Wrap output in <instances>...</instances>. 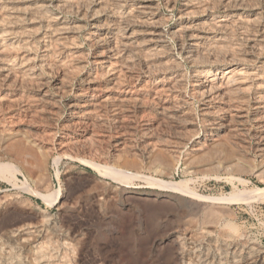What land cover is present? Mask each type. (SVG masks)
<instances>
[{
    "label": "rangeland",
    "instance_id": "374dc122",
    "mask_svg": "<svg viewBox=\"0 0 264 264\" xmlns=\"http://www.w3.org/2000/svg\"><path fill=\"white\" fill-rule=\"evenodd\" d=\"M2 1L0 3H3L5 7L9 8H5L0 4V13L7 12V14L2 13V16L5 15L7 17L6 20H10L8 22L9 25L8 23L5 24V20L0 23V28H2L0 30L5 31L0 34V50L3 49V52L1 51L0 54L6 55L5 57L0 56V61L4 62V64L0 62V65H4H1L3 69H0V223L3 221L0 224L1 227L3 225L4 227H8L11 223H16L15 225H28L30 223L39 224L41 225L40 228L48 230L49 236L51 237L47 243L49 246H46L47 244L45 245L44 243L40 246L41 249L43 248L41 251L46 253L45 261L47 264H51V262L52 264H171V262L172 264H180V262L183 263L184 261H187L186 263L188 264H217L215 262L216 260L223 264H228L231 259H235L236 264H245L247 253H253L252 255L258 258L264 256V150H260V145L262 144L260 142L263 141L264 143V120H262L264 119V88L261 87H264V77H262L264 76V51L262 52L264 47L261 49L264 46V37L261 35L264 34V28L261 29L264 26V22L262 23V19H264L262 18L264 17V0H253L254 2L247 0L248 3L245 2L246 0L244 1L245 3H242L240 0H234V3H231L233 0H199V2L198 0H195L197 2L193 0H188L189 2L187 0H65L66 3L64 2V4L66 6L62 4L64 0ZM36 1H38V4L44 2V4L41 3L44 9H42L40 4L37 5ZM104 1L106 2L105 4ZM200 1L205 4H207L206 2L210 4L199 8ZM17 2L22 3L21 6L24 7L23 9L25 11L19 9L22 7ZM30 2L31 4H29ZM257 2L258 4L256 5ZM35 3L36 8L33 6ZM107 4H110V6ZM189 4L192 5L189 6ZM29 5L30 8L33 6L32 8L36 10H32L31 8V13L28 9ZM75 5H78V7ZM140 5L144 6L145 10ZM13 6L18 7L19 10ZM105 6L110 8H106ZM66 7H71V9L68 8L69 10H67ZM75 7L76 10L74 9ZM87 7L89 8L88 10L86 9ZM111 7L114 8L112 9ZM12 8L14 10L16 9V13ZM38 9L39 11L42 9L41 11L45 14L38 12ZM130 10L135 13H130ZM94 11L97 12L94 13ZM117 11H119L118 14ZM138 11L142 12L143 15ZM98 12H101L99 14L103 16L101 17ZM227 12L228 14L226 15ZM10 13L15 14L14 19L16 20L18 19L20 21L22 19L23 23L18 20L19 23L16 20L12 22L13 15H10ZM24 13L26 17H23L25 18L21 16ZM50 13H52V16L48 15ZM91 13L93 16H90ZM8 14L10 15L9 19ZM216 14L218 16H215ZM55 15L56 18L54 19L53 16ZM221 15L222 17H220ZM254 15L256 18V15H259L258 19L262 21L258 22L259 20H256L253 17ZM16 16L19 18H16ZM43 16L44 18L47 17L45 18L46 20L43 19ZM40 17H42V20ZM94 17L97 19H93ZM138 17L139 19L143 17L146 22L148 20V24L141 23L144 20L142 18L140 21ZM245 17H248L249 20L245 19ZM116 18L119 19L118 22ZM150 18L155 21L152 23L156 26L150 23L152 21ZM124 19L126 20L124 21ZM254 20L255 22L252 24ZM103 21L104 23L107 21L105 23L106 26L102 23ZM114 21L118 25H115ZM136 21L140 23L138 22L137 24ZM233 21L235 23L232 24ZM46 22L47 25L49 23V27L46 26ZM192 22H196L194 23L196 26L194 24L192 26ZM109 23L111 24L109 25ZM41 24H44V27ZM53 24H61L60 29L63 28L62 26L64 24L67 27L64 26L65 28L59 30V26ZM184 24L186 25L184 26ZM210 24L211 28H209ZM223 25L227 26L223 27ZM247 25L248 28L246 27ZM256 25L259 26L255 27ZM23 26L29 29H24ZM142 26L143 28H141ZM243 26L247 29H244ZM17 27L21 30L14 33L13 30L16 31ZM72 27H75V29ZM113 27L114 29H112ZM116 27L119 32L116 30ZM119 27H121V30H123V27L125 32L123 30L120 34ZM144 27L146 30L151 29L152 32L151 30L146 32ZM231 27L233 28L231 29ZM30 28H35V32ZM51 28L53 32H51ZM67 28H70L69 32H67ZM238 28L239 30L240 28L242 29V33L238 32ZM171 29H175L176 31H171ZM191 30L192 32H190ZM195 30L198 35L195 34ZM231 31L234 32L231 34ZM49 32L52 34H49ZM130 32L132 33L130 34ZM116 34L118 37L121 36L117 38ZM214 34L216 36L218 35V37ZM46 36L48 37L47 41ZM54 36L58 38L56 37L55 39ZM98 36L99 39L101 37L103 40L100 39L102 40L100 41ZM231 36H234V38ZM242 36H245V38ZM42 37L46 39L42 41ZM62 37L63 39H61ZM152 37L155 38L152 40ZM220 37L222 38L220 39ZM255 37L258 38V41ZM65 38L67 39L65 40V42L67 41L66 43L70 42L68 45H65ZM110 38H113L112 41L114 42ZM9 39L11 43L8 42ZM59 39H61L64 45ZM104 39L109 40L105 41ZM118 39H121L119 43ZM15 40L17 42H14ZM122 40H126L128 43L125 42L123 45L121 44ZM140 40L143 43L139 42ZM202 40L203 43H206L200 46V44L202 45ZM210 40L214 41L212 42L215 46L212 45ZM4 41L6 42L4 43ZM130 41L132 42L130 43ZM137 42L140 44L138 45ZM49 43L51 45L46 46ZM133 43L135 46H133ZM116 44H120L119 48ZM130 44L133 45L131 46ZM161 44L163 46L160 50L159 47H161ZM220 44L222 47H226H223L224 51L223 48L221 49L222 51L219 50ZM28 45L30 46L27 47ZM194 45L199 49H195ZM9 46L11 47L10 49H8ZM127 46H129V49ZM228 46L235 47L230 49ZM258 46H261V50H258ZM133 47L134 49H132ZM203 47L204 49H202ZM100 48L101 50H104V48L107 49L108 58L106 57L107 51L103 53V50L102 52L99 51ZM145 48L149 49L151 53ZM200 48L203 50V53L200 51ZM234 48L238 49L233 50ZM120 49H123V52H120ZM115 50L116 52L118 51V55H116ZM156 50L160 52L157 53ZM162 50L164 53H161ZM144 51L146 53L148 51L150 57L147 55L145 59L146 54ZM192 51L193 53H191ZM234 51L236 53H233ZM207 52H209L207 56L211 57V59L204 56ZM195 53L198 56L196 58ZM201 53L204 58H202ZM242 53L244 55H240ZM157 54L160 55L158 56ZM111 55L114 56L112 57ZM142 55L144 56L142 57ZM213 55L218 56V59L216 57L213 60ZM238 55L239 57H247L244 59L243 57L238 58ZM220 56L221 58L223 56L222 60H220L221 58L219 59ZM124 58L126 59L123 62ZM20 59H23V62ZM103 59H106V62ZM108 59L113 63H110L111 61ZM6 61L9 63H6ZM53 62H58L59 64H53ZM10 63H14L13 66L15 65L16 67L10 66L12 65ZM23 63L25 66L22 65ZM123 63L125 64L124 66H119V64ZM260 65L263 67L261 68ZM11 67H13L12 70ZM21 67L23 70L20 69ZM226 67L230 70H226ZM47 68L48 70H46ZM238 69L243 71H241L242 73L240 75H244L245 78L249 74L251 77L249 75L248 77L250 79L252 78V80L248 77L246 79L241 77L238 74L240 72ZM20 70L29 72H25V74ZM106 70L107 72L108 70L111 72L107 73ZM215 70L217 73H221V71H227V73L223 72L215 76ZM247 70H250V72ZM6 71L8 73L10 72L11 75H8ZM12 71L16 73L14 74ZM235 71H238V73H234ZM260 72L262 75H260ZM231 73L235 78L231 76ZM21 74L24 76H20ZM234 74H238V76ZM226 75L228 78H231L234 84L231 83L232 89H230V85L228 86L230 88L226 87L228 91L231 90V93L228 92L227 94L224 89L222 91L225 93L221 91L216 93V96L215 92H208L209 88L203 86V81L206 78L211 79V81L213 80L212 82L214 84L220 82L225 84L228 81ZM91 76L94 78H91ZM194 76L196 77V83L199 80L201 82L199 81L195 84ZM211 76L213 77L211 78ZM214 77L215 79H213ZM225 79L227 80L226 82H224ZM234 80L236 81L234 82ZM247 82H251V84ZM109 83H112V86ZM244 84L247 85L245 86ZM253 86L257 87L255 88ZM244 87L245 89L248 88L247 91ZM203 88L206 89L203 90ZM232 90L238 91L235 92ZM219 93L223 95L220 97ZM242 94L244 96L246 95L245 99H243L244 96L242 97ZM113 97L116 98L114 99ZM87 98L92 99L94 102L90 108L93 113H82L80 110L82 101L85 102ZM258 98L259 101H255ZM224 99L227 101L225 100L224 102ZM209 100L211 101L208 103ZM242 102H246L244 103L246 106ZM176 103H178V106ZM229 103L235 104L234 106L230 104V106ZM119 104L123 105L120 106ZM169 104H173V109ZM236 104L238 107H236ZM220 105L223 108L228 107L229 110L227 109L226 111ZM259 105H262L259 107L260 109L257 107ZM175 106H177L176 109H174ZM169 108L172 110L170 111ZM238 114L243 115L240 116ZM234 116L235 119L232 118ZM256 118L259 119L256 120ZM209 119L210 121H208ZM229 119L232 121L230 122ZM236 119L237 121L238 119L242 121H238L239 125L242 126L238 125ZM258 122L262 124L259 126ZM222 123L226 125L224 126ZM191 134L193 135L190 138L189 136ZM194 139L199 142L195 146L192 143ZM259 150L262 151V154ZM154 179L170 182L185 181L186 185L192 191L208 198L223 197L234 192H246L249 194V197L246 200H220L214 202L208 199L206 201H198L191 194L179 193L177 191L172 192L171 190L158 187L152 183ZM49 226L51 227L49 228ZM227 240H230V245ZM252 245L256 249H253ZM53 246H55V251ZM50 247L51 250L53 249L52 251L49 250ZM197 247L199 248L196 249ZM232 249L234 250L233 252H231ZM257 249L258 251H256ZM49 251L54 255L53 257H51L52 255L50 256L51 252ZM47 253L49 254L48 256H46ZM54 253H58L59 255H55ZM231 254L234 255L232 256ZM222 255L223 257H221ZM193 257L196 259L193 260ZM222 258L224 259L223 262ZM19 260L23 263L21 257H19Z\"/></svg>",
    "mask_w": 264,
    "mask_h": 264
},
{
    "label": "bare ground",
    "instance_id": "6f19581e",
    "mask_svg": "<svg viewBox=\"0 0 264 264\" xmlns=\"http://www.w3.org/2000/svg\"><path fill=\"white\" fill-rule=\"evenodd\" d=\"M1 1H2V0H0V2H1ZM10 1H11V0H10ZM15 1H16V0H15ZM43 1H44V0H43ZM46 1H47V0H46ZM60 1H61V0H60ZM66 1H67V0H66ZM69 1H70V0H69ZM89 1H90V0H89ZM105 1H106V0H105ZM105 1H104V4L106 3ZM107 1H108V0H107ZM110 1H111V0H110ZM112 1H113V0H112ZM117 1H118V0H117ZM119 1H120V0H119ZM128 1H130V0H128ZM132 1H133V0H132ZM149 1H150V0H149ZM184 1H185V0H184ZM187 1H188V0H187ZM189 1H190V0H189ZM189 1H188V2H189ZM191 1H192V0H191ZM193 1H195V0H193ZM206 1H208V0H206ZM209 1H210V0H209ZM227 1H228V0H227ZM229 1H230V0H229ZM240 1H242V3H243L245 0H240ZM252 1H253V0H252ZM257 1H258V0H257ZM261 1H263V0H261ZM2 2H3V1H2ZM8 2H9V1H8ZM34 2H35V1H34ZM37 2H38V1H36V3H37ZM64 2H65V0L62 2V4H64ZM100 2H101V1H100ZM125 2H126V1H125ZM195 2H197V1H195ZM198 2H199V0H198ZM203 2H204V1H203ZM215 2H217V1H215ZM245 2H247V0H246ZM245 2H244V3H245ZM253 2H254V1H253ZM5 3H6V2H5ZM13 3H14V2H13ZM18 3H19V2H17V4H18ZM36 3L33 5L34 7H35ZM41 3L44 4V2H40V3H39L40 6H42ZM45 3H47V2H45ZM59 3H60V2H59ZM65 3H66V2H65ZM67 3H69V2H67ZM74 3H75V2H74ZM79 3H80V2H79ZM87 3H88V2H87ZM96 3H97V2H96ZM121 3H122V1H121ZM128 3H129V2H128ZM145 3H146V2H145ZM149 3H150V2H149ZM191 3H192V2H191ZM200 3H201V4L198 6L199 8H200V7L208 6V5L210 4V3L208 4V2H206L207 4H205V3H202L201 1H200ZM219 3H220V1H219ZM222 3H223V2H222ZM231 3H234V0H233V2H231ZM247 3H248V2H247ZM0 4H1V3H0ZM8 4H9V3H8ZM17 4H16V5H17ZM19 4H20V3H19ZM21 4H22V3H21ZM21 4H20L19 6L22 7V8H19V9L22 10L24 7L21 6ZM29 4H31V2H30ZM39 4L37 3V5H39ZM51 4H52V3H51ZM69 4H70V3H69ZM71 4H72V3H71ZM76 4H77V3H76ZM81 4H82V3H81ZM81 4H80V5H81ZM84 4H85V3H84ZM91 4H92V2H91ZM102 4H103V3H102ZM117 4H119V3L117 2ZM131 4H132V3H131ZM133 4H134V3H133ZM142 4H143V3H142ZM147 4H148V3H147ZM196 4H198V3H196ZM213 4H214V3H213ZM226 4H227V3H226ZM236 4H237V3H236ZM238 4H239V2H238ZM257 4H258V2L256 3V5H257ZM260 4H261V2H260ZM1 5H3V3H2ZM6 5H7V3H6ZM12 5H13V4H12ZM26 5H28V4H26ZM52 5H53V4H52ZM64 5L66 6V4H64ZM67 5H68V4H67ZM72 5H73V4H72ZM78 5H79V4H78ZM78 5H75V6L78 7ZM88 5H89V4H88ZM107 5L110 6V4H107ZM107 5H106V6H107ZM115 5H116V3H115ZM184 5H185V4H184ZM191 5H192V4H191ZM191 5L189 4V6H191ZM193 5L195 6V4H193ZM228 5L230 6L229 3H228ZM246 5H247V4H246ZM250 5H251V4H250ZM253 5H255V4H253ZM263 5H264V3H263ZM3 6H4V5H3ZM3 6H2V7H3ZM8 6H10V5H8ZM17 6H18V5H17ZM19 6H18V7H19ZM33 6H31V8H32ZM47 6H48V5H47ZM60 6H61V3H60ZM65 6H64V8H65ZM98 6H99V5H98ZM106 6H105V7H106ZM112 6H113V3H112ZM120 6H121V5H120ZM132 6H133V5H132ZM134 6H135V5H134ZM138 6H139V4H138ZM140 6H141V5H140ZM148 6H149V5H148ZM223 6H224V5H223ZM4 7H5V6H4ZM10 7H11V6H10ZM13 7L16 8V6H13ZM18 7H17L16 9H18ZM56 7H58V6L56 5ZM85 7H86V6H85ZM118 7H119V6H118ZM121 7H122V6H121ZM129 7H130V6H129ZM136 7H137V6H136ZM141 7L144 8V6H141ZM211 7H213V5H211ZM224 7H225V6H224ZM226 7H227V6H226ZM235 7H236V6H235ZM0 8H1V7H0ZM5 8H9V7H5ZM31 8H30V5H29L28 9L30 10ZM35 8H36V7H35ZM35 8H32V10L35 9ZM45 8H47V7L45 6ZM50 8H51V7H50ZM64 8H63V9H64ZM68 8L71 9V7H68ZM68 8L66 7L67 10H69ZM79 8H80V6H79ZM82 8H83V6H82ZM101 8H102V7H101ZM106 8H110V7H106ZM111 8H112V7H111ZM113 8H114V7H113ZM113 8H112V9H113ZM131 8H133V7H131ZM138 8H139V7H138ZM148 8H150V7H148ZM148 8H146V9H148ZM153 8H154V6H153ZM185 8H186V7H185ZM187 8H189V7H187ZM195 8H196V7H195ZM246 8H247V7H246ZM3 9H4V8H3ZM12 9H13V8H12ZM16 9H15V10H16ZM19 9H18V10H19ZM42 9H44V6H42ZM42 9H40V11H39V9H38L37 11H38V12H42V11H41ZM58 9H59V8H58ZM60 9H61V8H60ZM66 9H65V10H66ZM74 9L76 10V7H75ZM83 9L85 10V8H83ZM83 9H82V10H83ZM86 9L88 10L89 8L87 7ZM90 9H91V8H90ZM104 9H105V8H104ZM117 9H118V8H117ZM136 9H137V8H136ZM155 9H156V8H155ZM182 9H183V8H182ZM191 9H194V8H191ZM191 9H190V10H191ZM203 9H204V8H203ZM207 9H209V8H207ZM224 9H225V8H224ZM244 9H245V8H244ZM5 10H6V9H5ZM7 10H8V9H7ZM13 10H14V9H13ZM15 10H14V11H15ZM23 10L25 11V9H23ZM29 10H28V11H29ZM35 10H36V9H35ZM35 10H34V11H35ZM45 10H47V9H45ZM65 10H64V11H65ZM72 10H73V7H72ZM93 10H94V7H93ZM93 10H92V12H93ZM95 10H96V9H95ZM105 10H106V9H105ZM120 10H121V9H120ZM120 10H119V11H120ZM127 10H129V9L127 8ZM132 10H133V9H132ZM144 10H145V8H144ZM184 10H185V9H184ZM190 10H189V11H190ZM201 10H202V8H201ZM227 10H228V9H227ZM250 10H251V9H250ZM10 11H11V10H10ZM30 11H31V10H30ZM30 11H29V13H30ZM61 11H62V10H61ZM101 11H102V10H101ZM107 11H108V10H107ZM111 11H112V10H111ZM119 11H117V14H118ZM136 11H137V10H136ZM140 11H141V10H140ZM151 11H152V10H151ZM185 11H186V10H185ZM189 11H188V12H189ZM192 11H193V10H192ZM194 11H195V10H194ZM198 11H199V10H198ZM239 11H240V10H239ZM241 11H242V10H241ZM248 11H249V10H248ZM19 12H20V11H19ZM44 12H45V11H44ZM46 12H48V11H46ZM50 12H51V11H50ZM84 12H86V11H84ZM96 12H97V11H96ZM96 12L94 11V13H96ZM103 12H104V11H103ZM108 12H109V11H108ZM113 12H114V11H113ZM120 12H121V11H120ZM128 12H129V11H128ZM131 12H133V11L130 10V13H131ZM138 12H139V11H138ZM146 12H149V11H146ZM154 12H155V11H154ZM225 12H226V11H225ZM258 12H259V11H258ZM2 13H6V14H7V12H2ZM2 13H0V23H1L2 21L4 22V20H5V21H6L5 24H7V23L9 22V20H10L9 17H10V15H11L12 13H10V15L8 14V19H9V20H6L7 17H5L4 14H3L4 16H2ZM8 13H9V12H8ZM15 13H16V11H15ZM31 13H32V11H31ZM35 13H37V12H35ZM42 13H43V12H42ZM48 13H49V12H48ZM74 13H75V12H74ZM94 13H93V14H94ZM99 13H101V12H98V14H99ZM110 13H111V12H110ZM133 13H135V12H133ZM139 13H141V15H143L142 12H139ZM143 13H144V12H143ZM181 13H182V12H181ZM209 13H210V12H209ZM217 13H218V12H217ZM234 13H235V12H234ZM234 13H233V14H234ZM236 13H237V12H236ZM242 13H243V12H242ZM242 13H241V14H242ZM245 13H246V12H245ZM245 13H244V14H245ZM248 13H249V12H248ZM255 13H256V11H255ZM255 13H254V14H255ZM43 14H45V13H43ZM46 14H47V13H46ZM51 14H52V13H50V14H48V15L52 16ZM106 14H107V13H106ZM136 14H138V13L136 12ZM147 14H148V13H147ZM186 14H187V13H186ZM191 14H192V13H191ZM214 14H215V13H214ZM223 14H225V13H223ZM227 14H228V12L226 13V15H227ZM233 14H231V15H233ZM12 15H13V14H12ZM14 15H15V14H14ZM14 15H13V20H12V22H13L14 20H16V19H14V18H15ZM16 15H18V14H16ZM20 15H21V14H20ZM56 15H58V14H56ZM56 15L53 16L54 19L56 18ZM95 15H96V14H95ZM99 15H100V14H99ZM111 15H112V13H111ZM126 15H127V14H126ZM132 15H133V14H132ZM148 15H149V14H148ZM206 15H207V14H206ZM210 15H211V14H210ZM250 15H251V14H250ZM263 15H264V14H263ZM21 16H22V17H23V16L26 17L25 13H24L23 15H21ZM36 16H37V14H36ZM36 16H35V17H36ZM90 16H93L92 13H91ZM97 16H98V15H97ZM100 16H101V15H100ZM102 16H103V15H102ZM102 16H101V17H102ZM114 16H115V14H114ZM116 16H118V15H116ZM121 16H122V15H121ZM127 16L129 17V15H127ZM144 16H145V15H144ZM149 16H150V15H149ZM149 16H148V17H149ZM157 16H158V15H157ZM187 16H188V14H187ZM215 16H218V14H216ZM224 16H225V15H224ZM229 16H230V15H229ZM237 16H238V14H237ZM256 16H257V18L255 17V15H254L253 17L256 18V20H259V19H258V18H259V17H258L259 15H256ZM17 17H18V16H16V18H17ZM22 17H20V18H22ZM25 17H23V18H25ZM30 17H31V15H30ZM32 17H33V15H32ZM37 17H38V16H37ZM61 17H62V16H61ZM118 17H119V16H118ZM124 17H125V14H124ZM124 17H123V18H124ZM146 17H147V16H146ZM146 17H145V19H146ZM151 17H152V15H151ZM220 17H222V15H221ZM231 17H232V16H231ZM253 17L251 16V18H253ZM18 18H19V17H18ZM28 18H29V15H28ZM38 18H39V17H38ZM41 18H42V17H40V19H41ZM45 18H47V17H45ZM45 18H44V16H43V19H45ZM62 18H63V17H62ZM95 18H96V17H94L93 19H95ZM103 18H104V17H103ZM120 18H122V17H120ZM142 18H143V17H142ZM142 18L139 19V17H138V20L141 21ZM225 18H227V17H225ZM233 18H234V17H233ZM237 18H241V17H237ZM260 18H261V14H260ZM262 18H264V17H262ZM11 19H12V18H11ZM31 19H32V18H31ZM31 19H30V20H31ZM33 19H35V18H33ZM49 19H50V18H49ZM52 19H53V18H52ZM93 19H92V20H93ZM96 19H97V18H96ZM113 19H114V18H113ZM113 19H112V20H113ZM150 19H152V18H150ZM208 19H211V18H208ZM208 19H207V22H208ZM217 19H218V18H217ZM217 19H216V20H217ZM245 19H248V17H245ZM17 20H18V19H17ZM17 20H16V22L19 21V20H18V21H17ZM23 20H26V19H23ZM41 20H42V19H41ZM45 20H46V19H45ZM60 20H61V19H60ZM98 20H99V18H98ZM116 20H117V22H118L119 19L116 18ZM116 20H115V21H116ZM122 20H123V19H122ZM125 20H126V19H124V21H125ZM134 20H135V19H134ZM143 20H144V18H143ZM193 20H194V19H193ZM220 20H221V19H220ZM224 20H225V19H224ZM229 20H230V19H229ZM237 20H238V19H237ZM240 20H242V19H240ZM243 20H244V19H243ZM248 20H249V19H248ZM250 20H251V19H250ZM262 20H263V21H262ZM262 20H259L258 22L262 21V23H263V22H264V19H262ZM20 21L22 22V19H21ZM20 21H19V22H20ZM27 21H28V20H27ZM115 21H114L115 25H118V24H116ZM128 21H129V20H128ZM149 21H150V20H149ZM153 21H154V20L152 19V21H150V23H152ZM157 21H158V19H157ZM201 21H202V20H201ZM205 21H206V20H205ZM210 21H211V20H210ZM212 21H213V19H212ZM217 21H218V20H217ZM234 21H235V20H234ZM234 21L232 22V24L235 23ZM245 21H246V20H245ZM251 21H252V20H251ZM16 22H14V23H16ZM19 22H18V23H19ZM24 22H25V21H24ZM30 22H31V21H30ZM48 22H49V21H48ZM55 22H56V21H55ZM60 22L62 23V21H60ZM63 22H64V21H63ZM96 22H98V21H96ZM96 22H95V23H96ZM106 22H107V21H106ZM106 22H105V23H106ZM110 22H111V19H110ZM112 22H113V21H112ZM120 22H121V19H120ZM136 22H137V24H138L139 21H136ZM143 22H144V23H147L148 20H147V22L144 20V21H142L141 23H143ZM154 22H155V21H154ZM220 22H221V21H220ZM223 22H224V21H223ZM228 22H229V21H228ZM236 22H237V21H236ZM238 22H239V21H238ZM241 22H242V21H241ZM254 22H255V20L252 22V24H253ZM256 22H257V21H256ZM22 23H23V22H22ZM44 23H45V21H44ZM49 23H50V22H49ZM49 23H48V25H49ZM64 23H65V22H64ZM95 23H94V25H95ZM98 23H99V22H98ZM102 23L104 24V26H106L105 23H104V21H103ZM139 23H140V22H139ZM189 23H190V22H189ZM194 23H196V22H194ZM194 23L192 22V26H193ZM225 23H226V22H225ZM262 23H260V24H262ZM3 24H4V23H3ZM12 24H13V23H12ZM67 24H68V23H67ZM96 24H97V23H96ZM110 24H111V23H109V25H110ZM123 24H125V22H123ZM128 24H129V22H128ZM133 24H134V23H133ZM135 24H136V23H135ZM137 24H136V25H137ZM147 24H148V23H147ZM152 24H154V23H152ZM178 24H179V23H178ZM204 24H206V23H204ZM211 24L214 25L213 23H211ZM211 24H210V26L208 25L209 28H211ZM217 24H218V22H217ZM230 24H231V23H230ZM230 24H229V25H230ZM244 24H245V23H244ZM250 24H251V23H250ZM8 25H9V23H8ZM10 25H11V23H10ZM18 25H19V24H18ZM41 25H42V24H41ZM48 25H47V22H46V26H48ZM53 25L59 26V27H58L59 30H61V29L65 28V27H67V25L64 24V25L62 26L63 28L60 29V25H61V24H60V25H59V24H58V25H57V24H53ZM71 25H72V24H71ZM71 25H70V27H71ZM94 25H93V26H94ZM115 25L113 24V26H115ZM139 25H141V24H139ZM154 25H155V24H154ZM181 25H182V24H181ZM185 25H186V24H184V26H185ZM194 25H195V24H194ZM199 25H201V24H199ZM218 25H219V24H218ZM229 25H228V26H229ZM263 25H264V24H263ZM0 26H1V25H0ZM2 26H3V25H2ZM21 26H22V25H21ZM24 26H25V24H24ZM24 26H23V28H24ZM39 26H40V25H39ZM42 26L44 27V24H43ZM42 26H41V27H42ZM50 26L53 28L52 25H50ZM64 26H65V27H64ZM68 26H69V25H68ZM75 26H76V25H75ZM111 26H112V25H111ZM121 26H122V25H121ZM132 26H133V25H132ZM152 26H153V25H152ZM155 26H156V25H155ZM184 26H183V27H184ZM189 26H190V25H189ZM195 26H196V25H195ZM201 26H202V25H201ZM203 26H204V25H203ZM208 26H207V28H208ZM225 26H227V25H225ZM225 26L223 25V27H225ZM230 26H231V25H230ZM252 26H254V25H252ZM258 26H259V25H258ZM258 26L256 25L255 27H258ZM4 27H5V26H4ZM25 27H27V26H25ZM48 27H49V26H48ZM95 27H96V26H95ZM95 27H94V28H95ZM125 27H126V26H125ZM146 27H147V25H146ZM179 27H180V26H179ZM179 27H178V28H179ZM183 27H181V28H183ZM197 27H198V24H197ZM205 27H206V26H205ZM205 27H204V28H205ZM220 27H221V26H220ZM243 27H244V26H243ZM246 27L248 28V25H247ZM246 27H244V29H247ZM255 27H254V28H255ZM9 28H10V26H9ZM9 28H8V29H9ZM19 28H20V27H19ZM35 28H36V27H35ZM35 28H34V29L32 28L34 32H35ZM52 28H51V32H53ZM72 28L75 29V27H72ZM102 28H103V27H102ZM116 28H117V27H116ZM116 28H115V29H116ZM119 28H120V34H121V31H123L124 28L122 27L123 30H121V27H119ZM141 28H143V26H142ZM144 28H145V27H144ZM149 28H150V27H149ZM178 28H177V30H179ZM184 28H185V27H184ZM189 28H190V27H189ZM202 28H203V27H202ZM207 28H205V29H207ZM212 28H213V26H212ZM215 28H216V27H215ZM218 28H219V27H218ZM232 28H233V27H231V29H232ZM249 28H250V26H249ZM263 28H264V26H263L261 29H263ZM0 29H2V28H0ZM13 29H14V28H13ZM16 29H17L16 31L13 30L14 33L17 32V31L19 30L18 27H17ZM24 29H29V28H24ZM30 29H31V28H30ZM32 29H31V30H32ZM36 29H37V28H36ZM55 29L58 30L57 28H55ZM69 29H70V28H69ZM69 29L67 28V30H68L67 32H69ZM112 29H114V27H113ZM130 29H131V28H130ZM190 29H192V28H190ZM190 29H189V30H190ZM195 29H196V28H195ZM224 29H225V28H224ZM231 29H230V30H231ZM235 29H236V28H235ZM244 29H243V30H244ZM255 29H256V28H255ZM20 30H21V29H20ZM20 30H19V31H20ZM22 30H23V29H22ZM31 30H28V31H31ZM44 30H45V29H44ZM47 30H49V29H47ZM94 30H96V29H94ZM103 30H105V29H103ZM116 30H118V28H117ZM131 30H132V29H131ZM134 30H135V29H134ZM139 30L141 31V29H139ZM150 30H151V29H150ZM150 30H149V29L146 30V28H145V31H146V32H147V31H150ZM173 30H175V29H173ZM173 30L171 29V31H173ZM219 30H220V29H219ZM221 30H223V29H221ZM230 30H229V32H230ZM238 30H239V28H238ZM238 30H237V31H238ZM248 30H250V29H248ZM258 30H259V29H258ZM263 30H264V29H263ZM0 31H1V30H0ZM36 31H37V30H36ZM39 31H40V30H39ZM63 31H64V30H63ZM63 31H62V32H63ZM107 31H108V30H107ZM114 31H115V30H114ZM132 31H133V30H132ZM137 31H138V29H137ZM142 31H144V30H142ZM175 31H176V30H175ZM182 31H183V30H182ZM193 31H194V29H193ZM210 31H211V30H210ZM214 31H216V30L214 29ZM241 31H242V29L240 28V30H239L238 32H241ZM244 31H245V30H244ZM254 31H255V30H254ZM256 31H257V30H256ZM4 32H5V31L2 30L0 34H2V33H4ZM6 32H7V31H6ZM21 32H22V31H21ZM21 32H20V33H21ZM23 32H25V31H23ZM51 32H49V34H52ZM56 32H57V31H56ZM59 32H60V31H59ZM74 32H75V31H74ZM93 32H94V31H93ZM96 32H97V30H96ZM100 32H101V31H100ZM103 32H104V31H103ZM116 32H117V31H116ZM118 32H119V30H118ZM124 32H125V30H124ZM133 32H134V31H133ZM135 32H136V31H135ZM151 32H152V30H151ZM161 32H162V31H161ZM180 32H181V30H180ZM180 32H179V33H180ZM190 32H192V30H191ZM195 32H196V30H195ZM207 32H208V31H207ZM229 32H228V33H229ZM232 32H234V31H231V34H232ZM246 32H248V31H246ZM249 32H250V31H249ZM7 33H8V32H7ZM9 33H11V32H9ZM25 33H26V32H25ZM31 33H32V32H31ZM70 33H71V31H70ZM105 33H106V32H105ZM122 33H123V32H122ZM128 33H129V32H128ZM131 33H132V32H130V34H131ZM138 33H139V32H138ZM138 33H137V34H138ZM140 33H141V32H140ZM142 33H143V32H142ZM156 33H157V32H156ZM211 33H212V32H211ZM223 33H224V32H223ZM241 33H242V32H241ZM243 33H244V32H243ZM251 33H253V32H251ZM17 34H18V33H17ZM22 34H23V33H22ZM29 34H30V33H29ZM42 34H43V33H42ZM59 34H61V33H59ZM59 34H58V35H59ZM68 34H69V33H68ZM113 34H114V33H113ZM177 34H178V33H177ZM181 34H182V32H181ZM181 34H180V35H181ZM189 34H190V33H189ZM191 34H192V33H191ZM195 34L198 35L197 32H196ZM195 34H194V35H195ZM244 34H245V33H244ZM5 35H6V33H5ZM33 35H34V34H33ZM43 35H44V34H43ZM43 35H42V36H43ZM46 35H47V34H46ZM58 35H57V36H58ZM63 35H64V34H63ZM94 35H95V34H94ZM97 35H98V34H97ZM102 35H103V34H102ZM123 35H124V33H123ZM127 35H128V34H127ZM132 35H133V34H132ZM132 35H130V36H132ZM183 35H184V34H183ZM197 35H196V36H197ZM199 35H200V34H199ZM212 35H213V34H212ZM214 35H215V34H214ZM219 35H220V34H219ZM226 35H227V34H226ZM240 35H241V34H240ZM253 35H254V34H253ZM261 35H263V37H264V34H261ZM7 36H9V35H7ZM13 36H14V35H13ZM57 36H54L55 39H56ZM59 36H60V35H59ZM95 36H96V35H95ZM107 36H108V35H107ZM110 36H112V35H110ZM113 36H114V35H113ZM120 36H121V35H120ZM120 36H119V37H120ZM124 36H125V35H124ZM134 36H135V34H134ZM138 36L140 37V35H138ZM158 36H159V34H158ZM178 36H179V35H178ZM187 36H188V35H187ZM187 36H186V37H187ZM201 36H202V35H201ZM204 36H205V34H204ZM215 36H216V35H215ZM4 37H5V36H4ZM16 37H17V36H16ZM24 37H25V36H24ZM37 37H38V36H37ZM40 37H41V36H40ZM40 37H39V38H40ZM46 37H47V36H46ZM51 37H52V36H51ZM66 37H67V35H66ZM116 37L119 38V37L117 36V34H116ZM142 37H143V36H142ZM145 37H146V36H145ZM159 37H161V36H159ZM159 37H158V38H159ZM190 37H191V36H190ZM199 37H200V36H199ZM205 37H206V36H205ZM216 37H218V35H217ZM216 37H215V38H216ZM226 37H228V36H226ZM231 37L234 38V36H231ZM242 37H243V36H242ZM247 37L249 38V36H247ZM247 37H246V38H247ZM257 37H260V36H257ZM11 38H12V37H11ZM14 38H15V36H14ZM25 38H26V37H25ZM28 38H29V37H28ZM57 38H58V37H57ZM94 38H95V37H94ZM121 38H122V37H121ZM124 38H125V37H124ZM134 38L136 39V37H134ZM149 38H150V37H149ZM153 38H155V37H152V40H153ZM191 38H192V37H191ZM193 38H195V37H193ZM196 38H197V37H196ZM211 38H212V37H211ZM215 38H214V40H216ZM221 38H222V37H220V39H221ZM232 38H231V39H232ZM240 38H241V37H240ZM243 38H245V36H244ZM22 39H24V38H22ZM22 39H21V40H22ZM26 39H27V38H26ZM41 39H42V41H43V39H46V38H43V37H42ZM61 39H63V37H62ZM61 39H59V40L61 41ZM68 39H69V38H68ZM98 39H99V36H98ZM100 39H102V38L100 37ZM100 39H99V40H100ZM110 39H111V41H112L113 38H110ZM115 39H116V38H115ZM130 39H131V38H130ZM142 39H144V38H142ZM150 39H151V38H150ZM182 39H183V38H182ZM197 39H198V38H197ZM199 39H200V38H199ZM204 39H205V38H204ZM217 39H218V38H217ZM226 39H227V38H226ZM226 39H225V41H227ZM255 39H257V41H258V38L255 37ZM260 39H261V38H260ZM260 39H259V40H260ZM13 40H14V39H13ZM47 40H48V37H47L46 41H47ZM50 40H51V39H50ZM65 40H67V39L65 38V39H64V42H65ZM94 40L96 41V39H94ZM102 40H103V39H102ZM102 40H100V41H102ZM104 40H105V39H104ZM107 40H109V39H107ZM107 40H105V41H107ZM119 40H121V39H118V43H119ZM138 40H139V39H138ZM138 40H137V41H138ZM147 40H148V38H147ZM147 40H146V41H147ZM154 40H155V39H154ZM176 40H177V39H176ZM205 40H206V39H205ZM228 40L230 41V39H228ZM232 40H233V39H232ZM232 40H231V41H232ZM242 40H243V39H242ZM2 41H3V40H2ZM11 41H12V40H11ZM19 41H20V39H19ZM57 41H58V40H57ZM60 41H59V42H60ZM69 41H70V40H69ZM123 41H124V40H122L121 44L124 45V43L126 42V40H125L124 42H123ZM127 41H128V40H127ZM132 41H133V40H132ZM132 41H130V43H131ZM199 41H201V40H199ZM210 41H211V40H210ZM210 41H209V42H210ZM212 41H213V40H212ZM212 41H211V42H212ZM218 41H219V40H218ZM222 41H223V40H222ZM235 41H236V40H235ZM5 42H6V41H4V43H5ZM8 42H10V39L8 40ZM14 42H17V41L15 40ZM23 42H24V40H23ZM27 42H28V40H27ZM38 42H39V41H38ZM50 42H51V41H50ZM59 42H58V43H59ZM61 42H62V41H61ZM61 42H60V44H61ZM66 42H67V41H66ZM66 42H65V45H66V44L68 45V43H70V42H68V43H66ZM112 42H114V41H112ZM139 42H142V41L140 40ZM152 42H153V41H152ZM164 42H165V41H164ZM180 42H181V41H180ZM196 42H197V41H196ZM213 42H214V41H213ZM213 42H212V45H213ZM216 42H217V41H216ZM223 42H224V41H223ZM10 43H11V42H10ZM10 43H9V44H10ZM18 43H20V42H18ZM29 43H30V42H29ZM29 43H28V44H29ZM44 43H45V40H44ZM47 43H48V42H47ZM51 43H52V42H51ZM51 43L46 44V46H47V45H48V46L51 45ZM58 43H56V45H58ZM99 43H100V42H99ZM126 43H128V42H126ZM135 43H136V42H135ZM137 43H138V42H137ZM142 43H143V42H142ZM142 43H141V44H142ZM144 43H145V42H144ZM146 43H147V42H146ZM153 43H154V42H153ZM153 43H152V44H153ZM181 43H182V42H181ZM189 43H190V42H189ZM193 43H194V41H193ZM193 43H192V44H193ZM197 43H198V42H197ZM205 43H206V42L203 43V40H202V45L200 44V46H203V44H205ZM207 43H208V42H207ZM218 43H219V42H218ZM231 43H232V42H231ZM231 43H230V44H231ZM233 43H234V41H233ZM233 43H232V44H233ZM237 43H238V42H237ZM259 43H260V42H259ZM2 44H3V43H2ZM2 44H1V45H2ZM6 44H7V43H6ZM6 44H5V45H6ZM21 44H22V43H21ZM21 44H20V45H21ZM53 44H55V43H53ZM53 44H52V46H53ZM62 44H63V42H62ZM73 44H75V43L73 42ZM112 44H113V43H112ZM133 44H134V43H133ZM133 44H130V45L132 46ZM139 44H140V43H138V45H139ZM155 44H156V43H155ZM155 44H154V45H155ZM215 44H216V43H215ZM232 44H231V46H232ZM261 44H262V43H261ZM261 44H259V45H261ZM5 45H4V46H5ZM17 45H18V44H17ZM32 45H33V44H32ZM44 45H45V44H44ZM63 45H64V44H63ZM103 45H104V43H103ZM105 45H106V44H105ZM107 45H108V43H107ZM109 45H110V44H109ZM116 45H117V47L119 48V45H120V44H119V45L116 44ZM126 45H127V44H126ZM136 45H137V44H136ZM148 45H149V44H148ZM183 45H184V44H183ZM195 45H196V44H195ZM195 45H194V46H195ZM208 45H209V43H208ZM225 45L227 46V44H225ZM228 45H229V44H228ZM235 45H237V44H235ZM256 45H257V44H256ZM2 46H3V45H2ZM6 46H7V45H6ZM29 46H30V45H28L27 47H29ZM58 46H59V45H58ZM110 46H111V45H110ZM113 46H114V45H113ZM113 46H112V48L114 49ZM131 46H130V47H131ZM133 46H135V44H134ZM140 46H141V45H140ZM144 46H145V44H144ZM150 46L152 47V45H150ZM157 46H158V45H157ZM162 46H163L162 44H161V47L158 46V47L160 48V50H161ZM200 46H199V47H200ZM205 46H206V45H205ZM213 46H215V45H213ZM219 46H220V48H219ZM219 46L217 45V47L219 48V50H221V49L224 47V46L222 47L221 44H220ZM231 46H230V47L228 46V48L231 49V48L235 47V46H233V47H231ZM254 46H255V45H254ZM7 47H8V46H7ZM117 47H116V48H117ZM125 47H126V46H125ZM128 47H129V46H127V48H128ZM138 47H139V46H138ZM151 47H150V48H151ZM153 47H154V46H153ZM155 47H156V45H155ZM181 47H182V46H181ZM185 47H186V46H185ZM191 47H192V46H191ZM209 47H210V46H209ZM211 47H212V46H211ZM237 47H238V46H237ZM239 47H241V46L239 45ZM239 47H238V48H239ZM258 47H259L258 50H261L264 46H262V47H261V46H258ZM260 47H261V49H260ZM0 48H1V46H0ZM10 48H11V47L9 46L8 49H10ZM22 48H24V47H22ZM107 48H108V47H107ZM110 48H111V47H110ZM112 48H111V49H112ZM123 48H124V47H123ZM140 48H141V47H140ZM143 48H144V47H143ZM163 48H164V47H163ZM188 48H189V47H188ZM194 48L197 49L198 47L196 48V46H195ZM224 48H226V47H224ZM224 48H223V51H224ZM238 48H237V49H238ZM252 48H253V47H252ZM256 48H257V47H256ZM8 49H7V50H8ZM18 49H19V48H18ZM20 49H21V48H20ZM105 49H106V48H104V50L102 49V50H103V53H104V51H107V49H106V50H105ZM128 49H129V48H128ZM132 49H134V47H133ZM145 49H147V48H145ZM153 49H154V48H153ZM191 49H192V48H191ZM198 49H199V48H198ZM200 49H201V48H200ZM202 49H204V47H203ZM202 49H201L200 51L203 53V50H202ZM210 49H212V48H210ZM210 49H209V50H210ZM213 49L215 50V48H213ZM230 49H229V50H230ZM235 49H236V48H234L233 50H235ZM237 49H236V50H237ZM239 49H240V48H239ZM11 50H12V49H11ZM23 50H24V49H23ZM51 50H53V49H51ZM102 50H101V48L99 49V51H101V52H102ZM120 50H121V49H120ZM120 50H119V51H120ZM122 50H123V49H122ZM122 50H121L120 52H123ZM135 50H136V49H135ZM143 50H144V49H143ZM147 50L150 52L149 49H147ZM151 50H152V49H151ZM157 50H158V48H157ZM157 50H156V51H157ZM163 50L165 51V49H163ZM163 50L161 51V53L163 52ZM184 50H185V49H184ZM186 50H187V49H186ZM189 50H190V49H189ZM209 50H208V51H209ZM225 50H226V49H225ZM229 50H228V51H229ZM233 50H232V51H233ZM1 51L3 52V49H1L0 52H1ZM14 51H15V50H14ZM99 51H98V52H99ZM141 51H142V50H141ZM148 51H147V53L144 51L145 54H146L145 59L147 58ZM180 51H181V50H180ZM204 51H205V50H204ZM217 51H218V50H217ZM217 51H215V52H217ZM221 51H222V50H221ZM263 51H264V49H262V52H263ZM8 52H9V51H8ZM20 52H21V51H20ZM115 52H116V50H115ZM117 52H118V51H117ZM117 52H116V53H117ZM130 52H131V49H130ZM133 52H134V51H133ZM139 52H140V51H139ZM144 52H143V53H144ZM154 52H155V50H154ZM154 52H153V54H154ZM159 52H160V51H159ZM159 52L157 51V53H159ZM182 52H183V50H182ZM213 52H214V51H213ZM213 52H212V54H213ZM218 52H219V51H218ZM218 52H217V53H218ZM95 53H96V52H95ZM111 53H112V52H111ZM116 53H115V54H116ZM150 53H151V52H150ZM150 53H149V54H150ZM161 53H160V54H161ZM163 53H164V52H163ZM183 53H184V52H183ZM191 53H193V51H192ZM202 53H201V56L203 55ZM208 53H209V52H207L206 55H204V56H206L207 58L209 57V56H207ZM210 53H211V52H210ZM223 53L225 54V52H223ZM233 53H236V51H234ZM233 53H232V55H233ZM240 53H241V52H240ZM248 53H249V52H248ZM256 53H257V52H256ZM51 54H52V53H51ZM73 54H74V53H73ZM96 54H97V53H96ZM101 54H102V53H101ZM106 54H107L106 57L108 58V57H109V55H108V51H107ZM115 54H114V55H115ZM118 54H119V53H117L116 55H118ZM131 54H132V53H131ZM136 54H137V53H136ZM155 54H156V53H155ZM160 54H159V55H160ZM224 54H222V55H224ZM229 54H230V53H229ZM237 54H238V53H237ZM252 54H253V53H252ZM1 55L4 56V54H2V53L0 54V56H1ZM8 55H9V54H8ZM98 55H99V53H98ZM114 55H113V56H114ZM120 55H123V54H120ZM157 55H158V54H157ZM159 55H158V56H159ZM162 55H163V54H162ZM183 55H184V54H183ZM185 55H186V54H185ZM187 55H188V53H187ZM187 55H186V56H187ZM192 55H193V54H192ZM196 55H197V53H195V58L198 57V56H196ZM208 55H209V54H208ZM215 55H217V54H215ZM215 55H213V57H212L213 60H214V58H216V57H217V59H218V56H215ZM218 55H219V54H218ZM240 55H244V54L242 53V54H240ZM2 56H1V57H2ZM5 56H6V55H5ZM5 56H4V57H5ZM27 56H28V55H27ZM30 56H31V55H30ZM72 56H73V55H72ZM111 56H112V55H111ZM113 56H112V57H113ZM127 56H128V55H127ZM143 56H144V55H142V57H143ZM148 56L150 57V55H148ZM166 56H167V55H166ZM186 56H185V57H186ZM204 56H202V58H204ZM211 56H212V55H211ZM18 57H19V56H18ZM23 57H24V56H23ZM74 57H75V56H74ZM97 57H98V56H97ZM106 57H103V58H106ZM152 57H153V56H152V54H151V58H152ZM155 57H156V55H155ZM192 57H194V56H192ZM242 57H243V56H242ZM242 57H241V56L239 57V55H238V58H242ZM245 57H247V56H245ZM245 57H243V59H244ZM115 58H116V57H115ZM151 58H150V59H151ZM209 58L211 59V57H209ZM220 58H221V56L219 57V59H220ZM222 58H223V56H222ZM222 58H221L220 60H222ZM226 58H227V57H226ZM233 58H234V57H233ZM248 58H249V56H248ZM2 59H3V58H2ZM12 59L14 60L13 57H12ZM12 59H11V60H12ZM70 59H71V58H70ZM97 59H98V58H97ZM97 59H94V60H97ZM100 59H101V58H100ZM100 59H99V60H100ZM125 59H126V58L123 59V62H124ZM142 59H144V58H142ZM148 59H149V58H148ZM188 59H189V58H188ZM200 59H201V57H200ZM205 59H206V58H205ZM224 59H225V58H224ZM227 59H229V58H227ZM227 59H225V60H227ZM243 59H242V60H243ZM251 59H252V58H251ZM4 60H5V59H4ZM20 60L23 62V59H20ZM48 60H49V59H48ZM99 60H98V61H99ZM103 60H105V62H106V59H103ZM108 60H110V59H108ZM152 60H153V58H152ZM192 60H193V58H192ZM231 60H232V59H231ZM233 60H234V59H233ZM236 60H237V59H236ZM245 60H246V59H245ZM17 61H18V60H17ZM25 61H27V60H25ZM25 61H24V62H25ZM41 61H42V60H41ZM51 61H52V60H51ZM77 61H78V60H77ZM110 61H111V60H110ZM114 61H115V60H114ZM144 61H145V60H144ZM144 61H143V62H144ZM147 61H148V60H147ZM149 61H150V60H149ZM203 61H204V60H203ZM208 61H209V59H208ZM249 61H250V60H249ZM253 61H254V59H253ZM0 62H2V63L4 64L3 61H0ZM7 62H8V61H6V63H7ZM12 62H15V61H12ZM95 62H96V61H95ZM126 62H127V61H126ZM223 62H224V61H223ZM236 62H238V61H236ZM243 62L245 63V61H243ZM243 62H242V63H243ZM8 63H9V62H8ZM28 63H29V62H28ZM42 63H43V62H42ZM56 63H58V62H55V63L53 62V64H56ZM60 63H61V62H60ZM110 63H113V62L111 61ZM110 63H109V64H110ZM114 63H115V62H114ZM218 63H219V62H218ZM233 63H235V62H233ZM10 64H12V65H10V66H13L14 63H10ZM18 64H19V63H18ZM26 64H27V63H26ZM44 64H45V63H44ZM48 64L50 65V63H48ZM58 64H59V63H58ZM68 64H69V63H68ZM127 64H128V62H127ZM144 64H145V63H144ZM151 64H152V63H151ZM260 64H261V63H260ZM262 64H263V63H262ZM1 65H2V64H1ZM1 65H0V67L4 66V65H2V66H1ZM19 65H20V64H19ZM19 65H17V66H19ZM22 65H24V63H23ZM99 65H100V64H99ZM104 65H105V64H104ZM110 65H112V64H110ZM113 65H114V64H113ZM120 65H121V66H122V65L124 66L125 64H124V63H123V64H119V66H120ZM171 65H172V64H171ZM231 65H232V64H231ZM5 66H6V65H5ZM10 66H9V67H10ZM24 66H25V65H24ZM31 66H32V65H31ZM41 66H42V65H41ZM69 66H70V65H69ZM97 66H98V65H97ZM102 66H103V65H102ZM105 66H106V65H105ZM117 66H118V65H117ZM126 66H127V65H126ZM126 66H125V67H126ZM129 66H130V65H129ZM242 66H243V64H242ZM260 66H261V65H260ZM7 67H8V66H7ZM13 67H16V66L14 65ZM13 67H11V70H12ZM19 67H20V66H19ZM63 67H64V66H63ZM71 67H73V66H71ZM107 67H108V66H107ZM107 67H106V69H107ZM125 67H124V68H125ZM220 67H221V66H220ZM222 67H223V66H222ZM232 67H233V66H232ZM246 67H247V66H246ZM262 67H263V66H261V68H262ZM4 68H5V67H4ZM23 68H24V67H23ZM25 68H26V67H25ZM28 68H29V67H28ZM45 68H46V67H45ZM50 68H51V67H50ZM61 68H62V67H61ZM97 68H98V67H97ZM99 68H100V66H99ZM99 68H98V69H99ZM108 68H110V67H108ZM126 68H127V67H126ZM218 68H219V67H218ZM233 68H234V67H233ZM238 68H239V67H238ZM257 68H258V67H257ZM259 68H260V67H259ZM0 69L2 70L3 67L0 68ZM20 69H22V67H21ZM112 69L115 70L114 67H112ZM112 69H111V71H112ZM200 69H201V68H200ZM223 69H224V68H223ZM236 69H237V68H236ZM240 69H241V68H240ZM240 69H238V71H239ZM245 69H246V68H245ZM248 69H249V68H248ZM6 70L8 71V69H6ZM9 70H10V69H9ZM17 70H18V69H17ZM22 70H23V69H22ZM22 70H20V71H22ZM24 70H25V69H24ZM46 70H48V68H47ZM109 70H110V69H109ZM109 70H108V72H111V71H109ZM196 70H197V69H196ZM226 70H230V69H227V67H226ZM231 70H232V69H231ZM234 70H235V69H234ZM243 70H244V68H243ZM253 70H254V68H253ZM253 70H252V71H253ZM263 70H264V69H263ZM3 71H4V70H3ZM7 71H6V73L9 75L10 72L8 73ZM27 71H28V70H27ZM95 71H96V69H95ZM117 71H118V70H117ZM197 71H199V70H197ZM207 71H209V70H207ZM207 71H205V72H207ZM238 71H235L234 73H236V72L238 73ZM241 71H242V70H240V72L238 73L239 75L243 72V71H242V72H241ZM247 71L250 72V70H247ZM256 71H257V69H256ZM259 71H260V70H259ZM261 71H262V70H261ZM22 72H24V71H22ZM25 72H26V71H25ZM25 72H24V73H25ZM28 72H29V71H28ZM28 72H26V73H28ZM100 72H101V71H100ZM106 72H107V70H106ZM108 72H107V73H108ZM112 72H113V71H112ZM200 72H201V71H200ZM219 72H220V71H219ZM223 72H224V71H221V73H223ZM225 72L227 73V71H225ZM225 72H224V73H225ZM232 72H233V71H232ZM253 72H254V71H253ZM3 73H5V72H3ZM12 73L15 74L16 72H13V71H12ZM17 73H18V72H17ZM20 73H21V72H20ZM26 73H25V74H26ZM66 73H67V72H66ZM66 73H65V74H66ZM95 73H96V72H95ZM102 73H105V72H102ZM107 73H106V74H107ZM114 73H115V72H114ZM117 73H118V72H117ZM117 73H116V74H117ZM197 73L199 74V72H197ZM207 73H208V72H207ZM221 73H217V71L215 70V74H214V75L217 76V74H221ZM245 73H246V72H245ZM256 73H257V72H256ZM258 73H259V72H258ZM260 73H261V72H260ZM7 74H6V75H7ZM31 74H32V73H31ZM33 74H34V73H33ZM96 74H98V73H96ZM112 74H113V73H112ZM205 74H206V73H205ZM231 74H232V73H231ZM231 74H230V75H231ZM238 74H237V75L234 74V75H235V76H238ZM243 74H244V73H243ZM263 74H264V73H263ZM1 75H2V73H1ZM10 75H11V74H10ZM125 75H126V74H125ZM203 75H204V74H203ZM210 75H211V74H210ZM212 75H213V74H212ZM248 75H249V74H248ZM248 75H246L245 78H244V75H240V76L243 77L244 79H246V78L248 77ZM255 75H256V74H255ZM260 75H262V73H261ZM260 75H259V76H260ZM2 76H3V75H2ZM20 76H22V74H21ZM23 76H24V75H23ZM23 76H22V77H23ZM37 76H38V74H37ZM114 76H115V75H114ZM197 76H198V75H197ZM219 76H220V75H219ZM228 76H229V74H228ZM228 76L226 75V78H228ZM231 76H233V74H232ZM249 76H250V75H249ZM0 77H1V76H0ZM28 77H29V76H28ZM86 77H87V76H86ZM89 77H90V76H89ZM119 77H120V76H119ZM122 77H123V76H122ZM194 77H195V76H194ZM205 77H206V76H205ZM212 77H213V76H211V78H212ZM223 77H224V75H223ZM229 77H230V76H229ZM233 77H234V76H233ZM250 77H251V76H250ZM253 77H254V76H253ZM255 77H256V76H255ZM262 77H264V76H262ZM2 78H4V77H2ZM5 78H6V76H5ZM18 78H19V77H18ZM34 78H35V77H34ZM38 78H39V77H38ZM91 78H94V77L91 76ZM120 78H121V77H120ZM218 78H219V77H218ZM234 78H235V77H234ZM243 78H241V79H243ZM248 78H249V77H248ZM257 78H259V77H257ZM260 78H261V77H260ZM11 79H12V78H11ZM11 79H10V80H11ZM23 79H24V78H23ZM59 79H60V78H59ZM89 79H90V78H89ZM113 79H114V78H113ZM117 79H118V77H117ZM180 79H181V78H180ZM213 79H215V77H214ZM244 79H243V80H244ZM249 79H250V78H249ZM253 79H254V78H253ZM7 80H9V79H7ZM115 80H116V79H115ZM120 80H121V79H120ZM129 80H130V79H129ZM146 80H147V79H146ZM168 80H169V79H168ZM193 80H194V79H193ZM220 80H221V79H220ZM220 80H219V81H220ZM236 80H237V78H236ZM236 80H234V82H235ZM243 80H242V81H243ZM250 80H252V78H251ZM254 80H255V79H254ZM41 81H42V79H41ZM136 81H137V80H136ZM158 81H159V80H158ZM166 81H167V80H166ZM197 81H198V80H197ZM199 81H200V80H199ZM199 81H198V82H199ZM212 81H213V80H212ZM212 81H211V79H207V78L203 81V86L209 88V89H208V92H211V93H212V91H213V92H215V95H216V93L221 92L222 90L225 89L227 94H228V92L231 93V90H229V91L227 90L228 88H230V87H228L229 85L231 86L230 89H232V85H231L232 80H231V78H228V81L225 79L224 82L227 81L225 84L222 83V82H220V83H215V84H214ZM214 81H215V80H214ZM242 81H241V82H242ZM256 81H257V80H256ZM256 81H255V83H256ZM29 82H30V81H29ZM109 82H110V81H109ZM113 82H115V81H113ZM121 82H123V81H121ZM121 82H120V83H121ZM124 82H125V80H124ZM124 82H123V83H124ZM150 82H151V81H150ZM194 82H195V84L198 83V82L196 83V77H195V81H194ZM200 82H201V81H200ZM215 82H216V81H215ZM260 82H261V79H260ZM8 83H9V81H8ZM23 83H24V82H23ZM23 83H22V84H23ZM118 83H119V82H118ZM141 83H142V82H141ZM171 83H172V82H171ZM236 83H237V82H236ZM236 83H235V84H236ZM247 83H249V82H247ZM252 83H253V82H252ZM255 83H254V84H255ZM107 84H108V83H107ZM109 84H111L110 86H112V83H109ZM121 84H122V83H121ZM150 84H151V83H150ZM174 84H175V83H174ZM195 84H194V85H195ZM199 84H200V83H199ZM232 84H233V83H232ZM249 84H251V82H250ZM257 84H258V83H257ZM257 84H256V85H257ZM259 84H260V83H259ZM58 85H59V84H58ZM113 85H114V84H113ZM144 85H145V84H144ZM159 85H160V84H159ZM171 85H172V84H171ZM233 85H234V84H233ZM244 85H245V84H244ZM246 85H247V84H246ZM246 85H245V86H246ZM34 86H35V85H34ZM40 86H41V85H40ZM92 86H93V85H92ZM197 86H198V85H197ZM201 86H202V85H201ZM201 86H200V87H201ZM237 86H239V85H237ZM237 86H236V87H237ZM41 87H42V86H41ZM84 87H85V86H84ZM121 87H123V86H121ZM147 87H148V86H147ZM175 87H176V86H175ZM226 87H228V88L226 89ZM233 87H234V86H233ZM236 87H235V89H236ZM239 87H241V86H239ZM247 87H248V86H247ZM251 87H252V86H251ZM253 87H255V86H253ZM256 87H257V86H256ZM256 87H255V88H256ZM259 87H260V86H259ZM261 87L264 88L263 86H261ZM115 88H116V85H115ZM161 88H162V87H161ZM169 88H170V87H169ZM242 88H243V86H242ZM64 89H65V88H64ZM164 89H165V88H164ZM204 89H206V88H203V90H204ZM214 89H215V90H214ZM244 89H245V87H244ZM247 89H248V88H246L245 90L247 91ZM258 89H259V88H258ZM111 90H112V89H111ZM161 90H162V89H161ZM238 90H239V89H238ZM238 90H236V91H235V90H232V91L237 92ZM255 90H256V89H255ZM113 91H114V90H113ZM113 91H112V92H113ZM122 91H123V90H122ZM137 91H138V90H137ZM156 91H157V90H156ZM158 91H159V90H158ZM241 91L243 92V90H241ZM246 91H245V93H246ZM248 91H249V90H248ZM258 91H259V90H258ZM159 92H160V91H159ZM194 92H195V91H194ZM197 92H198V91H197ZM200 92H202V91H200ZM205 92H207V91H205ZM235 92H232V93H235ZM242 92H240V93H242ZM252 92H254V91H252ZM11 93H12V92H11ZM91 93H92V92H91ZM162 93H163V92H162ZM195 93H196V92H195ZM202 93H203V92H202ZM211 93H210V94H211ZM222 93H225V92L222 91ZM222 93H221V94H222ZM245 93H243V94H245ZM259 93H260V92H259ZM259 93H258V94H259ZM19 94H20V93H19ZM88 94H89V93H88ZM117 94H118V93H117ZM119 94H120V93H119ZM124 94H125V93H124ZM134 94H135V92H134ZM210 94H209V95H210ZM236 94H237V93H236ZM243 94H242V97L244 96ZM253 94H254V93H253ZM256 94H257V92H256ZM256 94H255V95H256ZM152 95H153V94H152ZM162 95H163V94H162ZM190 95H191V94H190ZM193 95H194V94H193ZM196 95H197V94H196ZM200 95H201V94H200ZM202 95H204V93H203ZM219 95H220V93H219ZM222 95H223V94H222ZM222 95H220V97H221ZM234 95H235V94H234ZM239 95H241V94H239ZM255 95H254V96H255ZM261 95H263V94H261ZM96 96H97V95H96ZM123 96H124V95H123ZM127 96H128V94H127ZM172 96H173V95H172ZM212 96H213V95H212ZM216 96H217V95H216ZM227 96H228V95H227ZM231 96H232V95H231ZM237 96H238V95H237ZM237 96H235V97H237ZM245 96H246V95H245ZM245 96H244L243 99H245ZM248 96H249V95H248ZM93 97H94V96H93ZM103 97H104V96H103ZM111 97H112V95H111ZM178 97H179V96H178ZM191 97H192V96H191ZM198 97H199V96H198ZM203 97H204V96H203ZM206 97H207V96H206ZM229 97H230V96H229ZM238 97H239V96H238ZM240 97H241V96H240ZM256 97H257V96H256ZM10 98H11V97H10ZM18 98H19V97H18ZM106 98H107V97H106ZM113 98H114V97H113ZM115 98H116V97H115ZM115 98H114V99H115ZM117 98H118V96H117ZM121 98H123V97H121ZM156 98H157V97H156ZM207 98H209V97H207ZM212 98H213V97H212ZM218 98H219V97H218ZM223 98H224V97H223ZM246 98H247V97H246ZM250 98H251V97H250ZM250 98H249V99H250ZM262 98H263V97H262ZM8 99H9V98H8ZM100 99H101V98H100ZM125 99H126V98H125ZM127 99H128V98H127ZM142 99H143V98H142ZM167 99H168V98H167ZM170 99H172V98H170ZM196 99H197V98H196ZM204 99H205V97H204ZM209 99H210V98H209ZM233 99H234V97H233ZM233 99H231V100H233ZM239 99H240V98H239ZM247 99H248V98H247ZM247 99H246V100H247ZM260 99H261V98H260ZM94 100H95V99H94ZM97 100H98V99H97ZM106 100H107V99H106ZM147 100H148V99H147ZM154 100H155V99H154ZM205 100H206V99H205ZM207 100H208V99H207ZM225 100H226V99H224V102H225ZM257 100L259 101V98H258V99H255V101H257ZM118 101H119V100H118ZM124 101H125V100H124ZM124 101H123V102H124ZM162 101H163V100H162ZM172 101H173V100H172ZM210 101H211V100H209L208 103H209ZM213 101H214V100H213ZM215 101H216V100H215ZM226 101H227V100H226ZM1 102H2V101H1ZM6 102H7V101H6ZM76 102H77V101H76ZM80 102H81V101H80ZM98 102H99V101H98ZM105 102H106V101H105ZM148 102H149V101H148ZM218 102H219V101H218ZM231 102H232V101H231ZM247 102H248V101H247ZM262 102H263V101H262ZM3 103H4V102H3ZM77 103H78V102H77ZM93 103H94V102L92 101V99H88V98L85 100V102L82 101V104H81V107H80L81 112H82V113H91L92 110H91L90 108L93 106ZM121 103H122V102H121ZM126 103H127V102H126ZM132 103H133V102H132ZM132 103H131V105H132ZM152 103H153V102H152ZM155 103H156V102H155ZM173 103H175V102H173ZM183 103H184V102H183ZM216 103H217V102H216ZM235 103H236V102H235ZM235 103H234V104H235ZM244 103H246V102H244ZM244 103L242 102V104H244ZM74 104H75V103H74ZM78 104H79V103H78ZM96 104H97V103H96ZM176 104H177V106H178V103H176ZM176 104H175V105H176ZM212 104H213V103H212ZM227 104H228V103H227ZM230 104H231V103H229V105H230ZM234 104H231V105L234 106ZM257 104H258V103H257ZM119 105H120V104H119ZM121 105H123V104H121ZM121 105H120V106H121ZM169 105H170V104H169ZM169 105H168V107H169ZM231 105H230V106H231ZM240 105H241V104H240ZM244 105H245V104H244ZM244 105H243V106H244ZM262 105H263V103H262ZM262 105H259V106H257V107L259 108V107L262 106ZM73 106H74V105H73ZM161 106L163 107V105H161ZM170 106H171V108H172L173 104L170 105ZM177 106H175L174 109H176ZM220 106H221V105H220ZM223 106H225V105H223ZM226 106H227V105H226ZM233 106H232V107H233ZM243 106H242V107H243ZM245 106H246V105H245ZM95 107H96V106H95ZM131 107H132V106H131ZM156 107H158V106H156ZM221 107H222V106H221ZM221 107H220V109H221ZM236 107H238L237 104H236ZM222 108H223V107H222ZM224 108H225V107H224ZM224 108H223V109H224ZM239 108H240V107H239ZM263 108H264V107H263ZM92 109H93V108H92ZM165 109H166V108H165ZM169 109H170V108H169ZM172 109H173V108H172ZM172 109H170V111H171ZM225 109H226V111H227L228 107L225 108ZM237 109H238V108H237ZM249 109H250V108H249ZM259 109H260V108H259ZM71 110H73V109H71ZM80 110H79V111H80ZM118 110H119V109H118ZM208 110H209V109H208ZM228 110H229V109H228ZM238 110H239V109H238ZM245 110H246V109H245ZM174 111H176V110H174ZM177 111H178V110H177ZM179 111H180V109H179ZM219 111H220V110H219ZM222 111H225V110H222ZM235 111H236V110H235ZM240 111H241V109H240ZM240 111H239V112H240ZM250 111H251V110H250ZM74 112H76V111H74ZM172 112H173V111H172ZM209 112H210V111H209ZM215 112H217V111H215ZM261 112H262V111H261ZM261 112H260V113H261ZM79 113H80V112H79ZM92 113H93V112H92ZM223 113H224V112H223ZM228 113H229V112H228ZM231 113H232V111H231ZM231 113H230V114H231ZM233 113H234V112H233ZM241 113H242V112H241ZM243 113H245V112H243ZM74 114H75V113H74ZM174 114H175V112H174ZM252 114H253V113H252ZM256 114H257V113H256ZM72 115H73V114H72ZM175 115H177V114H175ZM236 115H237V114H236ZM238 115H240V114H238ZM242 115H243V114H242ZM242 115H240V116H242ZM73 116H75V115H73ZM94 116H96V115H94ZM97 116H98V115H97ZM259 116H260V115H259ZM263 116H264V114H263ZM256 117H257V116H256ZM74 118H76V117H74ZM217 118H218V117H217ZM220 118H221V117H220ZM232 118L235 119V116L232 117ZM232 118L230 117V119H232ZM254 118H255V116H254ZM260 118H261V116H260ZM76 119H77V118H76ZM206 119H207V117H206ZM223 119H224V118H223ZM230 119H229V121H230ZM234 119H233V120H234ZM258 119H259V118H258ZM258 119L256 118V120H258ZM72 120H73V119H72ZM241 120H243V119H241ZM256 120H255V121H256ZM262 120H264V119H262ZM73 121H74V120H73ZM208 121H210V119H209ZM211 121H212V120H211ZM220 121H221V120H220ZM231 121H232V120H231ZM231 121H230V122H231ZM234 121H235V120H234ZM236 121H237V119H236ZM238 121H240V120L238 119ZM238 121H237V122H238ZM205 122H206V121H205ZM237 122H236V123H237ZM240 122H242V121H240ZM228 123H229V122H228ZM250 123H251V122H250ZM258 123H259V122H258ZM263 123H264V121H263ZM203 124H204V123H203ZM219 124H220V123H219ZM222 124H223V123H222ZM226 124H227V121H226ZM226 124H225V125H226ZM242 124H243V123H242ZM260 124H262V123H259V126H260ZM83 125H84V124H83ZM83 125H82V126H83ZM213 125H214V124H213ZM223 125H224V124H223ZM223 125H222V126H223ZM225 125H224V126H225ZM235 125H236V124H235ZM238 125H239V122H238ZM88 126H89V125H88ZM141 126H142V125H141ZM239 126H242V125H239ZM255 126H256V125H255ZM255 126H254V127H255ZM190 127H191V126H190ZM218 127H219V126H218ZM232 127H233V126H232ZM236 127H237V126H236ZM236 127H235V129H236ZM254 127H253V128H254ZM140 128H142V127H140ZM144 128H145V126H144ZM233 128H234V127H233ZM238 128H240V127H238ZM238 128H237V129H238ZM222 129H223V128H222ZM256 129H257V128H256ZM259 129H260V127H259ZM261 129H263V128H261ZM145 130H146V129H145ZM230 130H231V129H230ZM62 131H63V130H62ZM155 131H156V130H155ZM225 131H226V130H225ZM241 131H242V130H241ZM243 131H244V130H243ZM90 132H91V131H90ZM148 132H149V131H148ZM209 132H210V131H209ZM209 132H208V133H209ZM211 132H212V131H211ZM216 132H217V131H216ZM218 132H219V131H218ZM229 132H230V131H229ZM237 132H238V131H237ZM239 132H240V131H239ZM93 133H94V132H93ZM125 133H126V132H125ZM154 133H155V132H154ZM185 133H186V132H185ZM203 133H204V132H203ZM230 133H231V132H230ZM241 133H242V132H241ZM258 133H259V132H258ZM151 134H152V133H151ZM156 134H157V133H156ZM260 134H261V133H260ZM117 135H118V133H117ZM192 135H193V134H191L189 137L191 138ZM216 135H217V134H216ZM243 135H244V134H243ZM251 135H252V134H251ZM253 135H254V134H253ZM263 135H264V134H263ZM62 136H63V135H62ZM158 136H159V135H158ZM259 136H260V135H259ZM124 137H125V136H124ZM215 137H216V136H215ZM220 137H221V136H220ZM232 137H234V136H232ZM241 137H242V136H241ZM263 137H264V136H263ZM67 138H68V137H67ZM184 138H185V137H184ZM195 138H196V137H195ZM239 138H240V137H239ZM244 138H245V137H244ZM69 139H70V138H69ZM178 139H179V138H178ZM187 139H188V138H187ZM154 140H155V139H154ZM188 140H189V139H188ZM188 140H187V141H188ZM196 140H197V139H196ZM199 140H200V139H199ZM228 140H229V139H228ZM256 140H257V139H256ZM149 142H150V141H149ZM151 142H152V141H151ZM189 142H190V141H189ZM65 143H66V142H65ZM68 143H69V142H68ZM170 143H171V142H170ZM192 143H193V146H195V145H197L199 142H198V141H195V139H194V140L192 141ZM200 143H201V142H200ZM234 143H235V142H234ZM260 143H262V144L260 145V150H264V143H263V141L260 142ZM183 144H184V143H183ZM189 144H190V143H189ZM135 145H136V144H135ZM63 146H64V145H63ZM161 146H162V145H161ZM245 146H246V145H245ZM152 147H153V146H152ZM189 147H190V146H189ZM239 147H240V146H239ZM256 147H257V146H256ZM258 147H259V146H258ZM116 148H117V147H116ZM133 148H134V147H133ZM193 148H194V147H193ZM120 149H121V148H120ZM141 150H142V149H141ZM168 150H169V149H168ZM195 150H196V149H195ZM260 150H259V151H260ZM254 151H255V150H254ZM260 152H261V154H262V151H260ZM172 153H173V152H172ZM177 154H178V153H177ZM173 157H174V156H173ZM95 166H96V165H95ZM105 169H106V168H105ZM125 175H126V174H125ZM121 176H124V175H121ZM151 181H152V180H151ZM152 183L156 184L158 187H161V188H163V189L171 190L172 192H173V191H177V192H179V193H180V192H183V193L191 194V195H192L193 197H195L198 201H206V200H208V199H211V200H213L214 202H215V201L218 202V201H220V200H222V201H223V200H226V201H228V200H229V201H230V200H231V201H233V200H246V199H248V197H249V194L246 193V192H245V193H243V192H242V193H241V192H234V193H230L229 195H226V196H223V197H218V198H217V197H216V198H215V197H214V198H208V197H206V196L199 195V194H197L196 192L192 191V190L186 185L185 181H184V182H182V181H178V182H176V181H171V182H170V181H163V180H155V179H154V181H152ZM193 197H192V198H193ZM211 200H210V201H211ZM212 213H214V212H212ZM211 215H212V214H211ZM1 216H2V215H1ZM10 216H11V215H10ZM207 216H208V215H207ZM5 217H6V216H5ZM7 217H8V216H7ZM46 217H47V216H46ZM19 218H20V217H19ZM26 218H27V217H26ZM209 218H210V217H209ZM14 219H16V218H14ZM20 219H21V218H20ZM206 219H207V218H206ZM211 219H212V217H211ZM4 221H5V220H4ZM7 221H8V220H7ZM7 221H6V222H7ZM19 221H20V220H19ZM214 222H215V221H214ZM2 223H3V221H2ZM2 223H0V224H2ZM7 223H8V222H7ZM14 223H15V222H14ZM8 224H9V223H8ZM8 224H7V225H8ZM15 224H16V223H15ZM15 224H12V223H11V224H9L10 226L8 225V227H4V225L1 227V225H0V264H47L46 261H45V254H46V253H44V252L41 251L43 248L41 249L40 246H41V244L43 245V243L46 245V244L50 241V238H51V237L49 236V232H48V230H44V229L40 228L41 225H39V224H38V225H37V224H30V223H29L28 225H15ZM26 224H27V223H26ZM50 224H51V223H50ZM213 224H214V223H213ZM224 224H225V223H224ZM51 225H53V224H51ZM184 226H185V225H184ZM184 226H183V227H184ZM50 227H51V226H49V228H50ZM226 227H227V226H226ZM46 228H47V226H46ZM53 228H54V227H53ZM227 228H228V227H227ZM228 230H229V228H228ZM230 230H231V229H230ZM233 231H234V230H233ZM230 232H231V231H230ZM196 234H197V233H196ZM218 235H219V234H218ZM226 235H227V234H226ZM226 235H225V236H226ZM234 236H235V235H234ZM52 237H53V235H52ZM185 237H186V236H185ZM226 237H227V236H226ZM226 237H224V238L226 239ZM228 238H229V237H228ZM228 238H227V239H228ZM225 239H224V241H225ZM229 239H230V238H229ZM204 240H205V239H204ZM180 241H181V240H180ZM198 241H199V240H198ZM224 241H223V242H224ZM227 241H228V244H229V241H230V240H227ZM53 242H54V241H53ZM65 242H66V241H65ZM63 243H64V242H63ZM66 243H67V242H66ZM179 243H180V242H179ZM191 243H192V242H191ZM215 243H216V242H215ZM225 243H226V241H225ZM230 243H231V242H230ZM242 243H243V242H242ZM244 243H245V242H244ZM188 244H189V243H188ZM221 244H222V243H221ZM226 244H227V243H226ZM236 244H237V243H236ZM70 245H71V244H70ZM176 245H177V244H176ZM182 245H183V244H182ZM200 245H201V244H200ZM214 245H215V244H214ZM229 245H230V244H229ZM229 245H228V246H229ZM260 245H261V244H260ZM46 246H49V245L47 244ZM228 246H227V247H228ZM234 246H235V245H234ZM234 246H233V247H234ZM252 246H253V245H252ZM252 246H250V247H252ZM53 247H54V251H55V246H53ZM182 247H183V246H182ZM193 247H194V246H193ZM214 247H215V246H214ZM74 248H75V247H74ZM177 248H178V246H177ZM198 248H199V247H197L196 249H198ZM235 248H236V247H235ZM240 248H241V247H240ZM247 248H248V247H247ZM261 248H262V247H261ZM45 249H46V248H45ZM45 249H44V250H45ZM69 249H70V248H69ZM196 249H195V250H196ZM253 249H256V248H254V246H253ZM47 250H48V249H47ZM49 250H51V247H50ZM52 250H53V249H52ZM52 250H51V251H52ZM57 250H58V249H57ZM178 250H179V249H178ZM181 250H182V249H181ZM236 250H237V249H236ZM249 250H250V248H249ZM51 251H49V252H51ZM54 251H53V252H54ZM188 251H189V250H188ZM192 251H193V250H192ZM198 251H199V250H198ZM233 251H234V250L232 249L231 252H233ZM251 251H252V250H251ZM251 251H250V252H251ZM256 251H258V249H257ZM46 252H47V251H46ZM49 252H48V253H49ZM176 252H177V251H176ZM202 252H203V251H202ZM239 252H240V250H239ZM239 252H238V253H239ZM242 252H243V251H242ZM48 253H47L46 256L49 255ZM177 253H179V252H177ZM192 253H194V252H192ZM196 253H197V251H196ZM200 253H201V252H200ZM256 253H257V252H256ZM54 254H55V253H54ZM57 254H58V253H57ZM57 254H55V255H57ZM72 254H73V253H72ZM190 254H191V253H190ZM190 254H189V255H190ZM225 254H226V251H225ZM252 254H253V253H249V254L247 253V255H246V257H245V264H264V256H262L263 258H262V257H261V258H258V257H256V256L254 257ZM261 254H262V253H261ZM51 255H52V252L50 253V256H51ZM58 255H59V254H58ZM62 255H63V254H62ZM178 255H179V254H178ZM197 255H198V253H197ZM203 255H204V254H203ZM203 255H202V256H203ZM219 255H220V254H219ZM219 255H218V257H219ZM231 255L233 256L234 254H231ZM239 255H240V254H239ZM18 256L21 257V258L23 259V263L20 262ZM53 256H54V255H52L51 257H53ZM179 256H180V255H179ZM179 256H178V257H179ZM193 256H195V255H193ZM205 256H206V255H205ZM215 256H216V255H215ZM242 256H243V255H242ZM260 256H261V255H260ZM62 257H63V256H62ZM178 257H177V258H178ZM190 257H192V256H190ZM190 257H189V258H190ZM196 257H197V256H196ZM207 257H208V256H207ZM210 257H211V255H210ZM216 257H217V256H216ZM221 257H223V255H222ZM180 258H182V257H180ZM193 258H194V257H193ZM198 258H200V257H198ZM224 258H225V257H224ZM229 258H230V257H229ZM231 258H234V257H231ZM236 258H237V257H236ZM238 258H239V257H238ZM243 258H244V257H243ZM48 259H49V258H48ZM64 259H65V258H64ZM185 259H186V258H185ZM195 259H196V258H194L193 260H195ZM205 259H206V258H205ZM217 259H218V258H217ZM225 259L227 260V258H225ZM58 260H60V259H58ZM58 260H57V261H58ZM176 260H177V259H176ZM187 260H188V259H187ZM191 260H192V259H191ZM193 260H192V261H193ZM207 260H208V259H207ZM214 260H216V259H214ZM223 260H224V259L222 258V262H223ZM57 261H56V262H57ZM63 261H64V260H63ZM228 261H229V260H228ZM243 261H244V260H243ZM68 262H69V261H68ZM176 262H177V261H176ZM176 262H175V263H176ZM179 262H180V261H179ZM184 262H185V261H184ZM184 262H183V263L180 262V264H188V263H186L187 261H186L185 263H184ZM197 262H198V261H197ZM199 262H200V261H199ZM215 262H217V264H223V263H221L220 261L218 262V260H216ZM205 263H206V262H205ZM242 263H243V262H242ZM51 264H52V262H51ZM53 264H55V263H53ZM168 264H169V263H168ZM171 264H172V262H171ZM203 264H204V263H203ZM228 264H236L235 259H234V260L231 259V260L229 261ZM239 264H240V263H239ZM243 264H244V263H243Z\"/></svg>",
    "mask_w": 264,
    "mask_h": 264
}]
</instances>
